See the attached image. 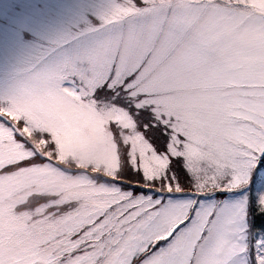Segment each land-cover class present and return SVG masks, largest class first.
Wrapping results in <instances>:
<instances>
[{
  "label": "snow or ice",
  "instance_id": "snow-or-ice-1",
  "mask_svg": "<svg viewBox=\"0 0 264 264\" xmlns=\"http://www.w3.org/2000/svg\"><path fill=\"white\" fill-rule=\"evenodd\" d=\"M0 264H264V0H81L30 48Z\"/></svg>",
  "mask_w": 264,
  "mask_h": 264
},
{
  "label": "rangeland",
  "instance_id": "rangeland-1",
  "mask_svg": "<svg viewBox=\"0 0 264 264\" xmlns=\"http://www.w3.org/2000/svg\"><path fill=\"white\" fill-rule=\"evenodd\" d=\"M80 3L81 0H0V91L14 81L30 48L47 42L67 27Z\"/></svg>",
  "mask_w": 264,
  "mask_h": 264
}]
</instances>
